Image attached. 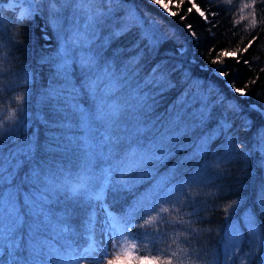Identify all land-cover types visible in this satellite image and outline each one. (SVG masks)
<instances>
[{
	"label": "trees",
	"instance_id": "obj_1",
	"mask_svg": "<svg viewBox=\"0 0 264 264\" xmlns=\"http://www.w3.org/2000/svg\"><path fill=\"white\" fill-rule=\"evenodd\" d=\"M0 0V15L6 19L16 15L20 10L9 9ZM202 11L208 14L205 21L193 12L182 23L179 17H171L157 5L149 0H118L108 4L107 0H96L95 3L75 4L74 8H63L59 12H52L48 0H44L41 10L34 14L30 22L24 24L21 43H10L8 36L0 37V119L8 113H16L11 120H5L6 125L13 128V133L7 134V138L0 140V156L4 157L5 163L9 153L16 148L24 147V137L27 135L29 143H35L37 161L57 160L63 161L65 175L72 182H78L76 177L79 172L78 157L76 154L65 155L62 153H48L45 146L52 143L51 135L61 132L57 124L63 119V115L56 111L53 102H46V97L51 88L57 83L55 79V64L57 53L63 47V38L68 35L67 29L78 23L83 26L90 15L105 13L98 17L96 31L102 38L110 32H117L121 28L126 29V34L113 39L111 47L102 55L103 61H115L122 65L130 57H136L140 49L134 48L139 43V37L144 32H152L160 41L158 50L144 52L143 59L139 63V76L132 80V85L145 79L153 65L159 64L161 72L165 74L164 84H167L168 70H173L172 81L175 86L170 90L161 92L155 86L147 88L149 96L147 111L148 131L137 140V155L126 159L120 170L109 178V184L104 186L103 175L99 167L96 174L101 175L98 181L93 182L92 193H98L103 189L101 200L107 211L113 216H122L135 204L139 195L154 182L158 174L167 172L182 163L180 171L187 172L192 163L189 154L192 153L204 141L201 139L208 134H214L221 123L226 122L231 127L224 133L243 146V152L247 153L242 158H236L230 163L223 160L217 161L211 154L205 157L211 165V175L205 176L203 185H194L186 192L191 204L183 208L179 215L184 217V227H187L189 218L195 219L193 213L207 221L199 225H192L197 229L195 238L189 237L186 231L178 223L175 228L165 225L157 219L152 224L139 228L143 223L140 215L132 220L130 229L131 236L136 239L131 242L136 244L137 255H164L187 248L190 256L183 258L186 264H208L213 254L224 256L222 241L228 227L239 229L243 233V240L237 247L235 261L228 264H260L264 257V247L257 243V248L248 250L247 220L248 218L260 227L259 236H264V152H262L260 134L264 132V93L261 86L264 85V0H256L251 10L257 16V25L253 27L250 20H240L239 8L246 0H194ZM250 2V0H247ZM189 5L186 3L184 8ZM111 8V13L108 9ZM18 9V10H17ZM209 9L213 12L209 13ZM50 18H54L62 25V31L53 27ZM190 23L196 33L192 37L184 28V24ZM18 31V30H13ZM255 38V39H253ZM252 40V45L247 53L239 58L250 61L248 66L243 63L237 64L228 59L225 63L232 71L225 81L211 69L220 67L212 65L210 60L214 53H209V47L235 50L243 48ZM143 47V46H141ZM183 50V55L181 54ZM46 61V62H45ZM135 61L128 62L131 67ZM26 74L30 79L25 81ZM75 78L79 79L80 73L75 72ZM251 77H255L259 83L251 86L247 97H236L229 88V83L239 85ZM159 82V75L154 77ZM164 85H161L163 87ZM143 87V85H141ZM23 96L24 100L17 102L15 97ZM224 99L223 104L216 103L217 99ZM205 101L207 106L205 107ZM229 101L238 104L240 111L234 112L226 106ZM80 103L88 108L92 107V101L87 96L80 97ZM252 103L255 108L252 107ZM203 112V117L201 113ZM251 127H243L244 119ZM87 121V113L84 117ZM46 121V123L44 122ZM25 125L27 128L25 129ZM85 137L93 135L92 130L84 125ZM221 139L223 137H220ZM218 155V154H217ZM107 164L110 161L104 160ZM201 164L204 160L200 161ZM30 165L20 169L16 176L15 188L21 192L18 209L24 217V225L18 231L24 235V250L20 255L27 258L28 230L32 223V215L36 216L38 208L29 210L25 207V194L35 195L32 186L24 182V177ZM224 170L223 176L217 178L215 169ZM136 177L142 180L135 182ZM163 179V177L161 178ZM125 185H129L125 187ZM229 188L230 192L224 194L223 199H216L209 193H215L218 187ZM145 192L143 195H150ZM65 194L56 200L53 195L48 201V210L53 221L61 216V212L68 211L67 219L62 223L72 230L73 234L68 239L73 241L72 249L81 252L89 243L88 230L94 216V195L87 193L68 199ZM184 197L180 200L183 203ZM39 200V197H37ZM237 201L228 212L224 211L227 204ZM49 212L45 210V218ZM32 214V215H31ZM172 215H176L173 212ZM38 223V221L36 222ZM211 229V231H208ZM147 231L157 236L154 246L151 238L144 236ZM46 251H51L50 264H56L57 252L67 258L73 253L65 244V237L57 235L54 230L42 233ZM175 241V243H173ZM207 253L204 256V253ZM199 254L204 258L195 261L194 257ZM9 257L7 251L0 256V261L7 264ZM173 264H178L174 260Z\"/></svg>",
	"mask_w": 264,
	"mask_h": 264
},
{
	"label": "snow or ice",
	"instance_id": "obj_2",
	"mask_svg": "<svg viewBox=\"0 0 264 264\" xmlns=\"http://www.w3.org/2000/svg\"><path fill=\"white\" fill-rule=\"evenodd\" d=\"M44 0H32V4L36 7L20 11L18 14L9 18L0 15V37L7 35L10 43H21L22 40H17L15 37H21L23 34L24 24L30 22L31 18L41 10ZM50 10L59 12L63 8H74L75 4L95 3L96 0H48ZM118 2V0H107L108 4ZM150 3L157 5L165 13L171 17H179L180 22H184L189 14L197 13L200 18L207 21L208 14L201 10V7L194 0H187L189 5L186 9L184 5L186 0H149ZM231 3V0H227ZM18 0H10L9 9H15ZM256 0L243 2L239 8L240 20H250L253 27L257 25V16L255 11H249L245 16L246 10L253 9ZM2 8V6H0ZM111 8L108 13H111ZM213 10L209 9V13ZM105 13H97L90 15L83 26L78 23L70 26L67 29L68 35L63 38V47L57 53L55 64V79L57 83L51 88L46 97V102H53L57 112L62 113L63 119L56 125L61 129L59 133L51 135L52 143L45 146V151L48 153H62L65 155L76 154L79 163V172L76 177L78 182H72L65 175V167L63 161L55 159L50 161H37L35 153L37 146L35 143H29L27 135L24 137V147L16 148L9 153L7 163L4 157L0 156V256H3L5 251L9 257L7 264H50L52 260L51 251H46L42 233L48 230H54L57 235L65 237V244L73 253L67 258H63L59 252L56 255V264H81L82 261H87L88 264H173L174 260L178 264H186L183 258L185 255L190 256L187 248H182L179 253L173 251L164 255H137L135 253L136 244L131 241L136 237L131 236V223L140 213L143 216V223L138 225L139 228H144L154 221L159 219L164 224L171 225L173 228L179 223L182 232L186 231L189 237L195 238L197 229L192 225L206 223L199 213H193L195 219L189 218L187 227H184V217L179 215L184 207L191 204L188 196L194 185H203L204 177L211 175L212 165L205 160V157L210 154L217 161L223 160L230 163L236 158H242L247 153L243 152V146L234 141L231 137L224 133L231 127L226 122L221 123L214 134H208L201 139L204 141L198 144L197 148L189 154L190 160L186 163H192L191 168L182 173V163L178 162L176 167L168 170L165 173L158 174L143 193L139 195L128 211L122 216H113L109 213L105 221L104 231L109 233L107 243L103 238L97 239L94 236V228L89 227L88 230V246L82 252H77L72 249L73 241L68 239L72 230L67 224L62 223L70 215V212H61V216L53 221L48 210V201L55 196L56 200L65 194L68 199L75 197L82 192L87 193L90 197L99 200L103 189L100 192L93 194V182L98 181L101 175L96 174V169L99 167L103 175V184H109V178L118 172L126 159L134 158L137 155V140L139 137L147 133V111L149 96L146 92L147 88L155 86L161 92L170 90L175 86L172 81L173 70H168L167 84H164L165 74L161 72L159 64L153 65L149 73L145 74V79L138 81L132 85V80L139 76L140 61L143 59L144 52L156 51L160 41L152 32H144L140 35L139 43L134 45V48L140 49L136 57L128 58L125 64L117 65L113 61H103L102 55L106 54L111 47L113 39L126 34V29L121 28L117 32H110L102 38L98 34L96 27L98 17H103ZM50 22L57 30L62 31V25L54 18H50ZM185 30L192 37L196 36L192 24H184ZM18 30V31H13ZM255 39V38H253ZM252 40L243 48L235 50H216L214 47H209L208 52L214 53L210 63L212 65H220V67L211 69L220 78L225 81L232 75V71L225 63L226 60L232 59L235 63H243L248 66L250 61L247 59L241 60L239 57L247 53L252 45ZM143 46V47H141ZM183 55V50H181ZM135 61L131 67L128 62ZM46 62V61H45ZM79 71V79L75 78V72ZM159 75L160 79L157 82L154 77ZM132 78V80L129 79ZM30 79L26 74L25 81ZM259 81L255 77H251L242 81L239 85L234 82L229 83V88L235 93L236 97H247L251 86L257 85ZM143 85V87H141ZM161 85H164L161 87ZM261 93H264V85L261 86ZM87 96L92 101V107L88 108L80 103V97ZM224 99H217L216 103L223 104ZM17 102L24 100L23 96L15 97ZM205 107L207 101L204 102ZM228 109L239 112L238 104H233L229 101L226 106ZM255 108V105L252 106ZM87 113V121L84 117ZM16 113L9 112L6 117L0 119V140L6 139L7 134L13 133L15 130L6 125L5 120H11ZM203 117V112L201 113ZM46 123V121H44ZM92 130L93 135L88 139H84V125ZM243 127H251L250 123L245 118ZM25 129L27 125L24 126ZM220 137H223L222 139ZM262 141L261 151L264 152V132L260 134ZM218 154V155H217ZM104 160L110 163H103ZM204 160L201 164L200 161ZM29 164L27 174L24 177V182L31 185L35 191V195L25 194V207L29 210L38 208L36 216L32 214V223L28 230L27 249L29 255L27 258L20 255L24 250V235L18 230L24 225V217L20 214L18 204L21 197V192L15 188L16 176L19 174L25 164ZM217 178L223 176L224 170L221 168L215 169ZM163 177V179H161ZM142 180L141 177H136L135 182ZM129 185H125L128 187ZM150 195L144 196L145 192ZM230 192L229 188L218 187L215 193H209L216 199H223L224 194ZM183 196V203L180 197ZM39 197V200H37ZM237 201L233 200L224 208L228 212ZM45 210L49 212L48 218H45ZM176 212V215H172ZM38 221V223H36ZM95 222L93 216L92 223ZM249 232L254 236L260 231L255 223L248 225ZM211 231V229H208ZM145 231L144 236L151 238V243L155 246L157 236ZM175 243V241H173ZM260 246L264 247V236L260 238ZM234 246H226L223 258L219 254H213V257L208 264H228L229 261H235L237 251H233ZM111 249V252H110ZM207 253H204L206 256ZM105 257H110L105 259ZM204 257L197 254L194 257V262L203 259ZM0 264H3L0 261ZM260 264H264V257H261Z\"/></svg>",
	"mask_w": 264,
	"mask_h": 264
},
{
	"label": "rangeland",
	"instance_id": "obj_3",
	"mask_svg": "<svg viewBox=\"0 0 264 264\" xmlns=\"http://www.w3.org/2000/svg\"><path fill=\"white\" fill-rule=\"evenodd\" d=\"M10 0H4L2 2V4L4 5V3H8L9 4ZM32 7H36V5L32 4V0H18V3L15 5V7L19 8L20 11H24ZM27 6V7H26ZM18 10V9H17ZM38 13V12H37ZM94 217H95V222L92 224V228H94V236L97 239H100L101 237L103 238L104 242L107 243L108 241V236L110 235L109 233H107L106 231H104L105 228V221L108 218L109 212L107 211L105 204L102 202L101 198L99 200L95 199V203H94ZM247 225H249L250 223H253V220L249 219L247 220ZM255 223V222H254ZM256 227L258 229H260L259 225L257 223H255ZM247 242L249 249H255L257 248V243H260V238L261 236H259V232L254 236L252 233L249 232V228L247 226ZM243 233H241V231H239V229H232L230 227H228L226 229V232L224 234V239L222 241L223 244V250H225L226 246H236L233 247V251L236 250L237 247L240 246L241 241L243 240ZM88 246V244L86 245V247ZM85 247V248H86ZM83 251V250H82ZM81 251V252H82ZM111 252V249H110ZM110 258V257H105V259ZM81 264H88L87 261H82Z\"/></svg>",
	"mask_w": 264,
	"mask_h": 264
},
{
	"label": "water",
	"instance_id": "obj_4",
	"mask_svg": "<svg viewBox=\"0 0 264 264\" xmlns=\"http://www.w3.org/2000/svg\"><path fill=\"white\" fill-rule=\"evenodd\" d=\"M4 5H5V6H8V3H4ZM253 105H254V104L252 103V106H253ZM255 106H256V105H255ZM261 113L264 114V111L261 110Z\"/></svg>",
	"mask_w": 264,
	"mask_h": 264
},
{
	"label": "bare ground",
	"instance_id": "obj_5",
	"mask_svg": "<svg viewBox=\"0 0 264 264\" xmlns=\"http://www.w3.org/2000/svg\"><path fill=\"white\" fill-rule=\"evenodd\" d=\"M27 6H28V5H27ZM27 6H26V7H27ZM18 9H19V8H18Z\"/></svg>",
	"mask_w": 264,
	"mask_h": 264
},
{
	"label": "built area",
	"instance_id": "obj_6",
	"mask_svg": "<svg viewBox=\"0 0 264 264\" xmlns=\"http://www.w3.org/2000/svg\"><path fill=\"white\" fill-rule=\"evenodd\" d=\"M28 9H29V6H28Z\"/></svg>",
	"mask_w": 264,
	"mask_h": 264
}]
</instances>
